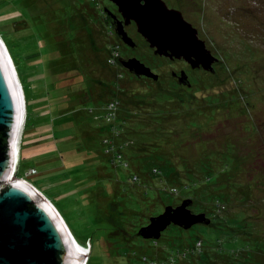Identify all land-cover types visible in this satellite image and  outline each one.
Wrapping results in <instances>:
<instances>
[{
    "label": "rangeland",
    "instance_id": "1",
    "mask_svg": "<svg viewBox=\"0 0 264 264\" xmlns=\"http://www.w3.org/2000/svg\"><path fill=\"white\" fill-rule=\"evenodd\" d=\"M69 1L0 0L26 105L15 178L89 242L86 264H264V0L178 1L220 57L218 73L193 70L187 90L168 64L161 88L117 64L110 0ZM184 199L214 223L140 235Z\"/></svg>",
    "mask_w": 264,
    "mask_h": 264
},
{
    "label": "water",
    "instance_id": "2",
    "mask_svg": "<svg viewBox=\"0 0 264 264\" xmlns=\"http://www.w3.org/2000/svg\"><path fill=\"white\" fill-rule=\"evenodd\" d=\"M111 1L126 17L130 13L135 15L139 32L155 49V54L183 58L194 68L214 70L213 63L218 58L181 11L169 9L163 0ZM105 11L111 15L108 8ZM114 27L122 40L136 46L121 24ZM5 50L0 43V264H82L81 253L89 248V242H76L44 196L15 178L22 107ZM124 65L137 76L146 75L155 80L159 77L138 58L125 60ZM4 139L8 140L7 147L3 145ZM191 205L192 199H184L180 205L168 206L163 214L142 227L140 235L159 239L171 224L189 229L195 224L211 223L206 213H194Z\"/></svg>",
    "mask_w": 264,
    "mask_h": 264
},
{
    "label": "flooded vegetation",
    "instance_id": "3",
    "mask_svg": "<svg viewBox=\"0 0 264 264\" xmlns=\"http://www.w3.org/2000/svg\"><path fill=\"white\" fill-rule=\"evenodd\" d=\"M165 2V4L167 5V7L169 9H176L182 12L183 17L190 22L194 27H196L193 22H191V20H189L186 15L184 10L179 6L178 1H182V0H163ZM110 2L112 3V8H108V7H104L102 10V13L106 19V22L108 24V26L110 27L111 34H114L118 43L121 44L122 46V50L119 51L118 57L116 58L117 60V64L119 66H121L126 72L132 73L125 65L124 62L125 60H129L130 58H138L140 59L143 63L146 64V66H149L151 68V70L154 73H157L159 75L158 79L155 80L151 77H148L146 75H142V76H137L136 74L132 73L135 77H137L138 79H145V80H153V83H155L156 85H158L160 88L162 87V79H163V75L161 72H159L158 68L160 67H164L165 65L170 67V76L172 77V83H174L176 86L181 87L183 89L185 88H190L193 85V76L192 73L193 70H198V71H202L205 73H211V74H216L218 73V65L220 63V57L218 54L214 53L207 45L206 47L211 51V53L218 58V60H216L213 63V68L214 70H206L203 66H199V67H193L191 63H189L187 60L181 58H170L168 56H164V55H158L155 54V49L151 48L149 43L147 42L146 38L143 36V34H141L138 30L137 27V21H136V17L134 14L130 13L127 14V17L124 15V13L119 11V7L118 5H116L113 1L110 0ZM145 1H141V3H144ZM108 8V10L111 11V15H108L105 11V9ZM134 15V17H133ZM114 22V23H113ZM121 22V23H120ZM121 24L124 28V30L127 32V34L136 42V46L135 47H131L129 46L124 40H122L121 36L117 34L114 25H118ZM197 28V27H196ZM198 29V28H197ZM198 35L201 38L200 34H199V30H198ZM93 41V45L96 46L94 40ZM139 41L143 42L144 44L148 45L149 48L152 50L151 52L154 54V57L159 58L162 62L161 65L159 67L156 66H152L150 64H148L144 58H140V56L138 54H136V51L139 49L140 47V43ZM178 64H182V67H180L179 69H174V67L177 68ZM184 74V78H182ZM182 78V79H181ZM172 91V90H171Z\"/></svg>",
    "mask_w": 264,
    "mask_h": 264
},
{
    "label": "bare ground",
    "instance_id": "4",
    "mask_svg": "<svg viewBox=\"0 0 264 264\" xmlns=\"http://www.w3.org/2000/svg\"><path fill=\"white\" fill-rule=\"evenodd\" d=\"M1 43V42H0ZM4 43V42H3ZM1 44L4 48V50L6 49V46L4 47V44ZM7 56H8V59H9V62H10V65H11V68H12V72H13V75H14V78H15V81H16V85H17V88H18V91H19V94H20V99H21V107H22V116H21V121H20V126H19V131H18V136H17V141H16V147H17V150H19V143H20V138H21V130L23 128V125H24V122H25V107H24V98H23V87H21V84H20V80H19V77L17 76L16 72H15V69H14V66H13V62L11 61V57L9 56V51L7 52V50H5ZM19 139V140H18ZM19 152V151H18ZM18 152H17V157H18ZM17 163V162H16ZM21 180V179H19ZM23 182H25L24 180H21ZM27 183V182H25ZM28 184V183H27ZM30 186V185H29ZM33 188V187H32ZM55 209V208H54ZM56 210V209H55ZM56 212L58 213V211L56 210ZM59 214V213H58ZM59 217L60 219L62 220L63 224L65 225L66 229L68 230L66 224L64 223L62 217L60 216L59 214ZM68 232L70 233V231L68 230ZM71 234V233H70ZM72 235V234H71ZM72 237L75 239V241L77 242V238L75 237V235L73 234ZM79 243V241H78ZM87 249L85 248L84 251L81 253V261H82V264H86L87 262L84 260L85 256L87 257Z\"/></svg>",
    "mask_w": 264,
    "mask_h": 264
},
{
    "label": "trees",
    "instance_id": "5",
    "mask_svg": "<svg viewBox=\"0 0 264 264\" xmlns=\"http://www.w3.org/2000/svg\"><path fill=\"white\" fill-rule=\"evenodd\" d=\"M69 3H70V5L72 6V5H74L73 4V0H71V1H69ZM85 22H87V21H85ZM91 44L93 45V41H92V39H91ZM94 46V45H93ZM140 58H141V56H140ZM143 58V57H142ZM104 82V81H103ZM104 86H108V83H106V82H104ZM178 87V86H177ZM179 88V87H178ZM186 90L187 89H189V88H185ZM172 93L174 92V90H172L171 91ZM172 93H167V92H163V94H162V97L161 98H171L172 97ZM89 97H91V95L89 96ZM144 137H146V134L144 133ZM3 145L5 146V147H7L8 146V140L7 139H4V142H3ZM164 164V162L162 163V165ZM161 169H163V167H161V166H155L154 167V169H152V173H155V174H160V170ZM156 171V172H155ZM161 179V181L162 182H165V178H163V177H161L160 178ZM167 179H169V178H167ZM7 188V187H6ZM5 188V189H6ZM170 192V191H169ZM173 194V193H172ZM190 208H191V206H190ZM192 210V209H191ZM194 212V211H193ZM194 213H207L206 212V210H204L203 208H202V210H201V212H194ZM207 215V214H206ZM208 216V215H207ZM209 217V216H208ZM210 218V217H209ZM211 222H213L214 223V221L211 219ZM199 224H201V223H199ZM211 224V223H210ZM172 225V224H171ZM173 225H175V224H173ZM196 225V224H195ZM170 226V225H169ZM168 226V227H169ZM175 226H177L178 227V229H185V228H182V227H180V226H178V225H175ZM194 226V225H193ZM192 226V227H193ZM167 227V228H168ZM166 228V229H167ZM190 229V228H189ZM76 237V236H75ZM93 251V250H92ZM91 257H92V255H91ZM206 257H208V256H200L197 260H195L196 261V263L197 264H205L207 261H206Z\"/></svg>",
    "mask_w": 264,
    "mask_h": 264
},
{
    "label": "clouds",
    "instance_id": "6",
    "mask_svg": "<svg viewBox=\"0 0 264 264\" xmlns=\"http://www.w3.org/2000/svg\"><path fill=\"white\" fill-rule=\"evenodd\" d=\"M0 42H1V44L3 43V40H2V38L0 37ZM4 44V46H6V44L5 43H3ZM9 53V52H8ZM11 56V55H10ZM12 58V57H11ZM25 109H26V105H25ZM23 128H24V125H23ZM23 128H22V130H21V135H22V131H23ZM25 181V180H24ZM28 183V182H27ZM29 184V183H28ZM31 187H33L31 184H29ZM34 188V187H33ZM35 190H37L38 192H40L41 194H42V192L38 189V188H34ZM43 195V194H42ZM44 196V195H43ZM44 198L45 199H47V201H50L46 196H44Z\"/></svg>",
    "mask_w": 264,
    "mask_h": 264
},
{
    "label": "crops",
    "instance_id": "7",
    "mask_svg": "<svg viewBox=\"0 0 264 264\" xmlns=\"http://www.w3.org/2000/svg\"><path fill=\"white\" fill-rule=\"evenodd\" d=\"M53 204V203H52ZM53 206H55L54 204H53ZM55 209H56V207H55ZM57 211H58V209H56ZM58 213L60 214V216L62 217V219H63V221L65 220V218H63V215H61V213L58 211ZM65 222V224H66V226H67V228L70 230V232L72 233V230L70 229V226L68 225V223H67V221L65 220L64 221ZM72 235H73V233H72Z\"/></svg>",
    "mask_w": 264,
    "mask_h": 264
},
{
    "label": "built area",
    "instance_id": "8",
    "mask_svg": "<svg viewBox=\"0 0 264 264\" xmlns=\"http://www.w3.org/2000/svg\"><path fill=\"white\" fill-rule=\"evenodd\" d=\"M109 106V105H108Z\"/></svg>",
    "mask_w": 264,
    "mask_h": 264
}]
</instances>
